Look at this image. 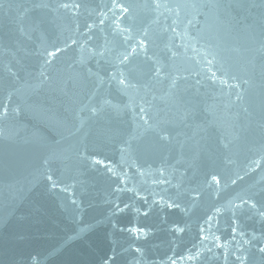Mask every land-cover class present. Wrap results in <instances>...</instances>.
I'll list each match as a JSON object with an SVG mask.
<instances>
[{
	"label": "water",
	"instance_id": "1",
	"mask_svg": "<svg viewBox=\"0 0 264 264\" xmlns=\"http://www.w3.org/2000/svg\"><path fill=\"white\" fill-rule=\"evenodd\" d=\"M0 264H264V0H0Z\"/></svg>",
	"mask_w": 264,
	"mask_h": 264
}]
</instances>
